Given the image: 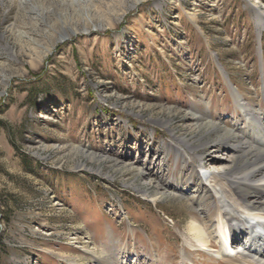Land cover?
<instances>
[{"label": "rangeland", "instance_id": "obj_1", "mask_svg": "<svg viewBox=\"0 0 264 264\" xmlns=\"http://www.w3.org/2000/svg\"><path fill=\"white\" fill-rule=\"evenodd\" d=\"M71 1L0 0V78L9 77L0 79V264L85 262L83 246L100 254L110 240L158 254L156 264H230L191 245L184 200L152 205L125 186L140 176L75 150L117 161L159 152L170 134L149 120L172 116L182 130L181 112L202 110V98L224 121L227 76L262 105L256 0ZM70 29L78 33L43 58Z\"/></svg>", "mask_w": 264, "mask_h": 264}, {"label": "bare ground", "instance_id": "obj_2", "mask_svg": "<svg viewBox=\"0 0 264 264\" xmlns=\"http://www.w3.org/2000/svg\"><path fill=\"white\" fill-rule=\"evenodd\" d=\"M19 1L26 6H32L34 1L40 2ZM86 1L73 0L70 3L79 5ZM249 7L257 30L262 32L264 0H256ZM90 22L87 21L88 24ZM88 32V29L83 31L85 34ZM77 33L76 29L61 32L45 48L43 58L59 43ZM20 37L33 41L30 35L21 34ZM34 41L32 43L37 45ZM7 47L13 53V48ZM227 79L231 86L228 94L232 114L228 119L222 121L214 115L211 101L202 98V110L193 105L181 112L180 116L185 119L183 132L172 126V116L160 115L149 120L170 134L169 142L163 144L159 152L146 149L135 157L126 155V159L117 161L96 157V154L80 149L75 151L87 160L101 163L109 160L115 167L124 166L130 173L140 176V184L129 182L125 186L152 205L161 198H174L180 203L184 200V205L192 212L189 214L188 233L193 247L230 264H264V103H251L234 90L228 76ZM3 93L1 91L0 96ZM260 94L264 99V86ZM163 110L177 113L170 108ZM88 166L86 162L78 161L76 168L88 169ZM91 172L103 175L101 168H91ZM226 227L232 236L229 246L234 251L228 247L229 239L218 237ZM110 242L115 248L109 252L103 249L100 254L96 250H88L87 245L83 246L82 251L89 260L71 264H156L158 261V254L139 257L134 255L136 251L128 244ZM223 245L226 250L220 249ZM181 256L187 260L185 254Z\"/></svg>", "mask_w": 264, "mask_h": 264}]
</instances>
